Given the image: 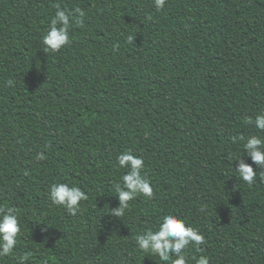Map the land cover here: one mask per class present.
<instances>
[{
	"label": "trees",
	"instance_id": "1",
	"mask_svg": "<svg viewBox=\"0 0 264 264\" xmlns=\"http://www.w3.org/2000/svg\"><path fill=\"white\" fill-rule=\"evenodd\" d=\"M56 3L86 14L70 45L45 53ZM258 113L264 0H0V204L17 207L23 232L0 264L29 251L26 264H162L135 237L169 213L205 236L190 258L264 264V177L234 172L239 137H264L247 122ZM127 150L154 195L112 217ZM55 182L87 192L75 216L51 203Z\"/></svg>",
	"mask_w": 264,
	"mask_h": 264
},
{
	"label": "clouds",
	"instance_id": "2",
	"mask_svg": "<svg viewBox=\"0 0 264 264\" xmlns=\"http://www.w3.org/2000/svg\"><path fill=\"white\" fill-rule=\"evenodd\" d=\"M166 0H154L157 10L163 9ZM55 13L52 16L48 29L42 37L43 51L45 53H58L65 46L72 43L71 30L74 25L83 27L84 9L75 7L68 9L59 3L53 5ZM136 35L127 37L128 43H133ZM114 47L118 48V45ZM7 86H13L14 81L8 79ZM249 124L254 123L255 128L264 132V114L258 113L255 120L248 119ZM236 139L235 137L233 138ZM243 150L245 155L236 159L235 173L238 179L248 185H253L258 173L264 177V137L251 135L245 139ZM250 157L252 163H247L245 157ZM36 160H43L45 154L39 152L34 157ZM119 168L125 169L120 180L113 185L115 196L118 198L117 207L111 208L108 212L112 217L123 218L129 208V202L138 196L151 199L154 195L152 182L141 174L145 167V159L132 153L131 150L121 152L116 157ZM256 166V170L253 168ZM27 175V173H25ZM48 196L53 205L62 206L70 215L75 216L81 209V202L88 199L85 190L77 185L66 182H55L49 187ZM46 230V229H42ZM23 235L22 224L17 207L7 204H0V258L9 257L19 243ZM206 243L204 234L189 224L184 218L175 214H166L159 222L140 232L135 237V244L138 250L145 254H154L162 264H190V259L195 264H210V258L206 255H199L190 258L187 250L194 246L197 252H202L201 245ZM32 253L25 252L20 256L18 264H26Z\"/></svg>",
	"mask_w": 264,
	"mask_h": 264
}]
</instances>
